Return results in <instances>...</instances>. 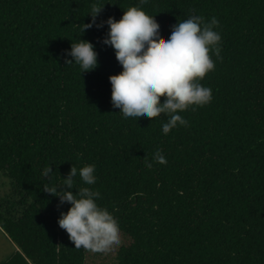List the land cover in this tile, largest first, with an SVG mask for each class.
I'll return each mask as SVG.
<instances>
[{
    "label": "trees",
    "instance_id": "obj_1",
    "mask_svg": "<svg viewBox=\"0 0 264 264\" xmlns=\"http://www.w3.org/2000/svg\"><path fill=\"white\" fill-rule=\"evenodd\" d=\"M134 6L163 40L192 15L218 21L220 58L210 53L200 81L212 100L167 135L166 116L116 112L109 76L122 66L102 43L107 25L81 31L93 9L100 24ZM79 38L95 46V70L65 63ZM90 164L88 187L120 228L107 253L75 249L57 222L70 204L43 190ZM0 174L12 181L0 227L14 247L2 264H264V0H0Z\"/></svg>",
    "mask_w": 264,
    "mask_h": 264
},
{
    "label": "clouds",
    "instance_id": "obj_2",
    "mask_svg": "<svg viewBox=\"0 0 264 264\" xmlns=\"http://www.w3.org/2000/svg\"><path fill=\"white\" fill-rule=\"evenodd\" d=\"M146 4L147 0H141ZM102 8L93 9L89 14L92 21L82 23V34L92 27L97 29L107 25L108 31L102 43L114 49L115 57L122 66L119 74L109 76L111 102L116 112L126 121L166 116L162 126L167 135L178 126L187 125L179 114L189 107L204 106L212 100L211 88L204 87L200 81L215 68L211 55L220 58L221 35L214 30L218 21L210 23L198 15L172 26L167 40L161 36V28L156 20L143 13L139 7H130L117 21L109 17L100 24L96 17ZM71 57V59H67ZM67 65L76 64L81 73L98 67V53L93 43L79 38L71 43L65 53ZM161 97L164 101L161 102ZM154 159L162 165L167 164L165 156L157 150ZM149 167L151 165L149 164ZM53 173L50 164L41 175L50 180ZM82 185L76 187V177ZM63 183L43 190L58 197L59 204H70L67 212H60L58 225L65 230L75 249L89 252L107 253L121 244L120 228L114 218L96 203L101 199L93 190L97 181L95 165H86L79 170L72 166ZM75 189V192L72 190Z\"/></svg>",
    "mask_w": 264,
    "mask_h": 264
},
{
    "label": "rangeland",
    "instance_id": "obj_3",
    "mask_svg": "<svg viewBox=\"0 0 264 264\" xmlns=\"http://www.w3.org/2000/svg\"><path fill=\"white\" fill-rule=\"evenodd\" d=\"M12 181L3 174H0V199L11 194ZM14 252V247L9 236L0 227V264L4 263Z\"/></svg>",
    "mask_w": 264,
    "mask_h": 264
}]
</instances>
